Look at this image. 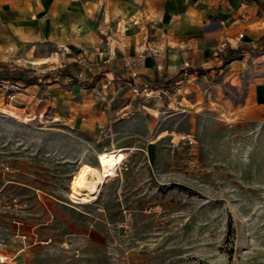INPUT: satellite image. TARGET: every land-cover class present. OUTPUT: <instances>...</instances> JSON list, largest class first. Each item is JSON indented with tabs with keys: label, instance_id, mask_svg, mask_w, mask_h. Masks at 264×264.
Wrapping results in <instances>:
<instances>
[{
	"label": "rangeland",
	"instance_id": "obj_1",
	"mask_svg": "<svg viewBox=\"0 0 264 264\" xmlns=\"http://www.w3.org/2000/svg\"><path fill=\"white\" fill-rule=\"evenodd\" d=\"M68 66L21 80L40 91L0 75L3 264H264V117L245 72L214 103L196 74L146 83V97L107 76L109 63L65 81ZM76 81L55 116L68 101L49 88ZM114 149L124 158L94 195L70 189L82 163Z\"/></svg>",
	"mask_w": 264,
	"mask_h": 264
},
{
	"label": "crops",
	"instance_id": "obj_2",
	"mask_svg": "<svg viewBox=\"0 0 264 264\" xmlns=\"http://www.w3.org/2000/svg\"><path fill=\"white\" fill-rule=\"evenodd\" d=\"M109 51L111 78L156 86L196 74L204 89L213 86L203 95L214 103L244 71L246 98L264 117V75L254 78L256 67L264 74V0H0V75L20 79L26 91L36 88L21 80L45 64H69L64 78L72 81L75 68H97ZM139 51L145 55L133 76L123 61ZM80 87L49 88L64 97L51 94L53 103L68 101L55 116L65 117ZM215 109L228 114L221 104Z\"/></svg>",
	"mask_w": 264,
	"mask_h": 264
},
{
	"label": "bare ground",
	"instance_id": "obj_3",
	"mask_svg": "<svg viewBox=\"0 0 264 264\" xmlns=\"http://www.w3.org/2000/svg\"><path fill=\"white\" fill-rule=\"evenodd\" d=\"M124 153L120 150H102L96 152L95 163H82L69 181L70 189L83 196H92L106 177L113 173V168L120 164ZM1 262L4 257L0 256Z\"/></svg>",
	"mask_w": 264,
	"mask_h": 264
},
{
	"label": "built area",
	"instance_id": "obj_4",
	"mask_svg": "<svg viewBox=\"0 0 264 264\" xmlns=\"http://www.w3.org/2000/svg\"><path fill=\"white\" fill-rule=\"evenodd\" d=\"M242 36V33L238 34V38ZM145 55L144 51H139L137 52L134 56L124 59L123 64L125 69L131 74V75H136V69L140 66L142 59ZM116 54L114 51H109L105 55V57L102 59V64L110 63L111 61L115 60ZM133 91L135 93L141 92L144 96L149 97L151 90L146 86V84H143L142 86H134ZM16 237H19L21 239H25L24 234H15ZM0 264H3L0 259Z\"/></svg>",
	"mask_w": 264,
	"mask_h": 264
},
{
	"label": "trees",
	"instance_id": "obj_5",
	"mask_svg": "<svg viewBox=\"0 0 264 264\" xmlns=\"http://www.w3.org/2000/svg\"><path fill=\"white\" fill-rule=\"evenodd\" d=\"M32 80V79H31Z\"/></svg>",
	"mask_w": 264,
	"mask_h": 264
}]
</instances>
